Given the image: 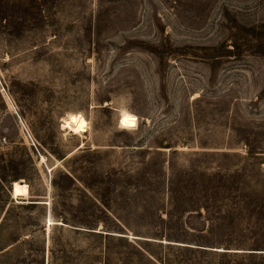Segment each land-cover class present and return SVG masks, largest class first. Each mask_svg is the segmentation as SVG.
I'll return each instance as SVG.
<instances>
[{
	"label": "rangeland",
	"instance_id": "1",
	"mask_svg": "<svg viewBox=\"0 0 264 264\" xmlns=\"http://www.w3.org/2000/svg\"><path fill=\"white\" fill-rule=\"evenodd\" d=\"M0 264H264V0H0Z\"/></svg>",
	"mask_w": 264,
	"mask_h": 264
},
{
	"label": "bare ground",
	"instance_id": "2",
	"mask_svg": "<svg viewBox=\"0 0 264 264\" xmlns=\"http://www.w3.org/2000/svg\"><path fill=\"white\" fill-rule=\"evenodd\" d=\"M65 122V121H64ZM73 129L74 128V126L69 122V121H67L66 122V124L64 125V129ZM43 162H45V159L43 158ZM54 223H52V221H51V225H53ZM51 228V227H50Z\"/></svg>",
	"mask_w": 264,
	"mask_h": 264
},
{
	"label": "trees",
	"instance_id": "3",
	"mask_svg": "<svg viewBox=\"0 0 264 264\" xmlns=\"http://www.w3.org/2000/svg\"><path fill=\"white\" fill-rule=\"evenodd\" d=\"M18 201V200H17Z\"/></svg>",
	"mask_w": 264,
	"mask_h": 264
}]
</instances>
